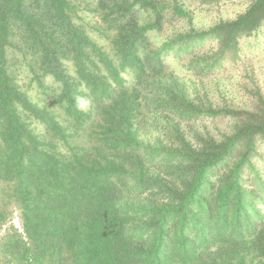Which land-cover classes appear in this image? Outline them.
I'll list each match as a JSON object with an SVG mask.
<instances>
[{"label":"trees","instance_id":"obj_1","mask_svg":"<svg viewBox=\"0 0 264 264\" xmlns=\"http://www.w3.org/2000/svg\"><path fill=\"white\" fill-rule=\"evenodd\" d=\"M77 1L0 0V178L24 207L28 238L15 229L3 243L5 253L20 264H264V177L256 161L264 100L240 112L197 104L178 84L156 87L160 95L151 104L139 94L149 74L166 73L171 51L183 57L214 40L216 51L194 55L188 68L222 70L229 54L238 55L240 41L264 25V0H254L233 21L161 47L151 46L149 32L170 13L184 15L181 7L97 0L103 22L116 30L118 64L73 21ZM138 11L155 18L140 24ZM143 49L153 50L142 56ZM14 51L35 59L40 72H32L43 92L45 76L60 83L56 101L67 124L17 84ZM126 67L136 72L132 91L122 76ZM82 89L90 110L79 101ZM153 105L185 120L231 115L239 121L220 141L192 143L172 131L167 146L150 147L140 141L137 124L144 106ZM96 115L102 146L64 155L58 142L68 144Z\"/></svg>","mask_w":264,"mask_h":264},{"label":"rangeland","instance_id":"obj_2","mask_svg":"<svg viewBox=\"0 0 264 264\" xmlns=\"http://www.w3.org/2000/svg\"><path fill=\"white\" fill-rule=\"evenodd\" d=\"M254 0H163L169 8L179 6L184 11V15L165 16L160 28L149 32V42L151 46L161 47L164 43L173 41L181 35H196L200 32L209 31L216 25L233 21L243 14ZM103 12L99 9L97 0H78L76 11L73 14V21L113 60L118 64V55L113 39L116 37V30L108 28L103 22ZM138 23L145 24L154 20L155 15L145 11H138ZM216 41H208L204 49L195 53H185L180 57L171 51L165 56L168 64L166 73L159 77L147 76L145 85L139 88L143 104L157 101L159 93L156 87L163 85L173 88L178 84L185 90L188 97L197 104L207 107L211 105L215 109H235L236 111H246L257 109L264 100V25L259 32L251 36L244 37L240 41V49L237 56L229 54L224 62L222 70L213 71L210 74H199L189 70L188 66L194 55L205 57L216 50ZM153 49L141 51L144 56ZM12 70L17 84L26 91L29 98L40 106H47L55 111L62 121L66 120L64 109L57 103V95L61 85L51 76L44 77V84L47 85L46 92H43L37 85V80L33 76V68L38 71V64L31 56L25 57L18 51L13 53ZM180 57V58H179ZM34 61V62H33ZM69 70L75 74V66L72 62H67ZM126 88L132 91L136 87V72L132 67H126L122 71ZM87 89H82L79 101L84 110L93 107L92 100ZM160 95V94H159ZM139 118L137 127L139 129V139L145 146L165 147L169 143L170 132L178 131L187 141L197 142L203 137L213 138L217 141L223 140L227 135L234 132L239 121L238 117L231 115H219L216 117H201L194 120H185L176 116L165 107L156 105L146 108ZM100 116L96 115L93 120L87 122L86 127L78 132H74L68 144L58 142L59 150L67 156L72 150L79 151L81 148L92 150L102 146L97 132L100 128L97 124ZM33 126L37 131L44 133V128L39 123L33 121ZM71 127V125H70ZM260 156L256 157L257 165L264 177V140L258 144ZM11 185L8 181L0 178V264H20L21 258L5 253L3 243L6 236L17 229L22 234V238H28L22 227V217L24 207L17 198H14ZM28 246V244H26ZM17 252V251H15ZM17 254V253H16ZM71 261L67 259L66 263ZM21 264H27L24 261Z\"/></svg>","mask_w":264,"mask_h":264}]
</instances>
